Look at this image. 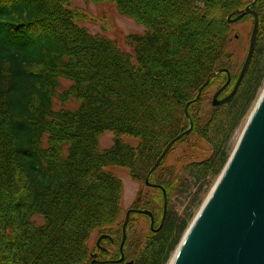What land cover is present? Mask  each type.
I'll list each match as a JSON object with an SVG mask.
<instances>
[{"label":"trees","instance_id":"16d2710c","mask_svg":"<svg viewBox=\"0 0 264 264\" xmlns=\"http://www.w3.org/2000/svg\"><path fill=\"white\" fill-rule=\"evenodd\" d=\"M71 1L0 0V264H103L98 260L121 258L123 183L108 169H127L145 183L167 145L190 128L187 104L211 74L228 68V18L254 0H82L114 4L146 28L145 35L127 37L130 54L81 27L84 17L68 9ZM253 10L260 29L238 91L202 118L207 91L218 80L228 81L225 73L213 78L189 107L191 134L174 145L195 152L202 141L212 151L184 168L180 194L188 207L181 215L168 211L135 264L169 263L259 99L264 0ZM62 79L72 84L60 92ZM55 100L63 106L59 111ZM72 103L76 109L64 108ZM107 133L114 134V144L102 151L100 139ZM125 137L139 140L138 146ZM167 176L155 185L170 195ZM35 217L44 224L37 226ZM94 234L105 236L101 244L110 247L120 241L117 258L110 249L93 256ZM127 241L125 260L128 249L137 247Z\"/></svg>","mask_w":264,"mask_h":264},{"label":"water","instance_id":"95a60500","mask_svg":"<svg viewBox=\"0 0 264 264\" xmlns=\"http://www.w3.org/2000/svg\"><path fill=\"white\" fill-rule=\"evenodd\" d=\"M258 1L254 0L243 12L237 13L235 18L232 17L236 14L228 18L229 23L234 25L248 15L254 17L250 49L234 90L227 97L220 99V95L231 82V73L227 69H220L211 74L199 89L197 97L185 108L190 128L167 145L146 177V186L159 188L163 192L164 218L160 227L154 229L155 217L152 212L147 210L129 211L123 225L121 258L106 261L103 264L125 263L124 247L127 241V226L132 213L149 217L151 229L155 233L162 229L168 213V195L165 189L152 184L150 177L174 145L191 134L193 121L189 114V107L198 102L204 89L213 78L222 73L228 76L227 83L213 98V107L227 103L238 91L252 62L257 45L260 18L253 7ZM104 237L102 236L98 240V247ZM125 264L133 263L126 262ZM170 264H264V92L217 184L183 237Z\"/></svg>","mask_w":264,"mask_h":264},{"label":"rangeland","instance_id":"374dc122","mask_svg":"<svg viewBox=\"0 0 264 264\" xmlns=\"http://www.w3.org/2000/svg\"><path fill=\"white\" fill-rule=\"evenodd\" d=\"M248 1V0H247ZM68 9L75 11L79 15L83 16L84 19L79 22V25L85 28L92 35H101L107 37L110 40L115 41L119 48L125 53H132L130 47L127 46L126 40L128 36L132 35H145L146 28L137 24L135 21L123 17L117 10V7L114 4H94L86 3L82 0H72L68 4ZM232 36L227 49V60L225 62L227 70L231 73V87L226 93H224L227 88L224 90V95H220V99H223L230 95L235 88L237 80L240 76L242 68L245 64V61L248 56L250 49L251 37L254 29V17L248 15L244 17L241 21L232 25ZM61 90L60 92L67 90L71 86V82L62 79L61 81ZM224 79L216 81V83L207 91L206 96L204 97L200 109L202 110V118L207 113H210L213 108V98L215 94L227 83ZM224 84V85H223ZM223 85V86H222ZM264 92V87L259 95V99ZM259 99L255 103L253 109L251 110L249 117L247 118L245 124L241 130L237 133L234 139V150L239 142V139L243 133V130L248 123V120L253 113L255 107L257 106ZM63 108L61 103L58 100L54 101V109L59 111ZM64 108L67 109H76L77 104L72 103ZM115 136L112 133H107L103 135L100 139V149L102 151L112 148L114 144ZM124 141L131 146H138L139 140L125 137ZM200 150L191 151L188 149V146L185 144L176 145L172 151L169 153L166 158L165 164L161 170L157 172V178L151 181L152 184L160 182L159 177L163 173L168 174L166 182L168 183V188L170 191V196L168 199V211H174L175 213L181 215L184 210L188 207L189 199H187L183 194H180L183 191L181 184L183 182V171L187 164L191 162H200L210 157L212 151L208 144L205 142H200ZM234 152V151H233ZM233 154V153H232ZM232 156V155H231ZM111 173H113L117 178H119L123 183V196H122V210L123 216L121 222L125 223L126 215L131 210H147L152 212L155 217V226L154 229H158L164 218V197L160 190L157 188H151L145 185L144 181L134 180L129 170L124 168H109ZM220 177H218L212 185L210 191L203 196V203L200 208L195 211V217L190 223L188 230L195 221L196 217L200 213L203 205L208 199L210 193L214 189ZM183 185V184H182ZM137 200L138 203H137ZM168 214V213H167ZM37 226L44 224L42 217H35L34 220ZM160 224V225H159ZM124 225V224H123ZM123 233V228H121ZM187 230V231H188ZM186 231V233H187ZM185 233V234H186ZM152 235L151 229V219L147 218L144 215L138 213H132L130 220L127 226V239L128 244L135 242L137 247L135 249H128L126 252L127 263L138 262L139 253L143 251L145 244ZM185 236V235H184ZM99 235L94 234L90 241V248L95 252V246L99 240ZM102 243V242H101ZM102 246L111 250V257L117 258L118 246H120V241L110 247L108 244H101ZM177 251V250H176ZM97 253V252H95ZM176 253V252H175ZM175 253L172 255L168 264L171 263ZM110 257V258H111ZM119 260V259H117ZM101 263L106 261L114 260H99ZM97 262V261H96Z\"/></svg>","mask_w":264,"mask_h":264},{"label":"flooded vegetation","instance_id":"af4514ba","mask_svg":"<svg viewBox=\"0 0 264 264\" xmlns=\"http://www.w3.org/2000/svg\"><path fill=\"white\" fill-rule=\"evenodd\" d=\"M108 248H106V247H104V246H100V247H97L96 248V251L95 252H97V253H94V257H96L98 254H100L101 252H103V251H105V250H107ZM99 261V260H98Z\"/></svg>","mask_w":264,"mask_h":264}]
</instances>
